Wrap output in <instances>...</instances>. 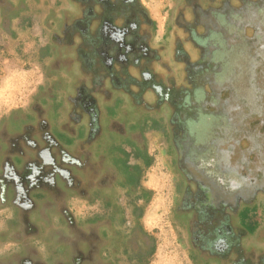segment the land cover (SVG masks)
<instances>
[{
	"label": "flooded vegetation",
	"instance_id": "obj_1",
	"mask_svg": "<svg viewBox=\"0 0 264 264\" xmlns=\"http://www.w3.org/2000/svg\"><path fill=\"white\" fill-rule=\"evenodd\" d=\"M67 1L52 41L46 42L51 71L66 77L67 92L61 96L68 105L66 121L57 124L54 103L48 113L43 109L18 127L11 125L22 133L17 139L31 143L30 136L40 147L48 139L62 150L96 143L98 149L101 118L117 117L128 102L130 111L140 113L133 130L146 124L163 130L176 153L178 214L196 257L203 264L213 257L248 264L235 261L246 257L238 253L244 238L239 205L248 191L264 189V171L257 167L264 157L250 147L246 131L229 133L228 125L234 124L227 110L232 108L229 86L222 99L208 74L221 40L237 37L250 44L245 33L254 31L252 42L260 44L264 0H170L175 4L172 21L165 22L158 38L156 22L140 0ZM251 155L256 161L249 170Z\"/></svg>",
	"mask_w": 264,
	"mask_h": 264
},
{
	"label": "rangeland",
	"instance_id": "obj_2",
	"mask_svg": "<svg viewBox=\"0 0 264 264\" xmlns=\"http://www.w3.org/2000/svg\"><path fill=\"white\" fill-rule=\"evenodd\" d=\"M67 5V0H0V264H105L120 250L111 231L106 236L101 231L125 227L116 221L118 211L116 219H111L116 204L122 207L129 227V200L139 192L120 185L122 175L109 160L113 154L119 155L117 150L109 151L114 144L127 151L137 146L151 158L145 167L140 159L129 157L130 162L143 167L140 184L145 195L137 199L142 211L139 221L157 242L149 264L201 263L178 214L176 153L163 130L151 124L133 130L131 124L140 113L130 111L128 102L117 117L101 118L97 135L102 145L98 149L96 143L87 147L76 143L62 150L54 149L48 139H43V147L30 136L31 143L17 139L21 132L11 125L18 127L24 114L43 109L48 113L55 103L60 113L57 124L66 121L68 105L61 97L67 92L65 74L51 71L50 56H38L40 47L52 41L61 6ZM173 9L172 4L166 8V23L172 21ZM253 32L245 33L250 44L234 37L224 46L219 39L208 77L215 80L214 89L222 99L227 95L225 85L229 86L232 108L227 110L234 123L228 125L229 133L235 136L246 131L250 147L258 148L263 158L264 36L255 44ZM170 44L172 49L176 47L177 36ZM53 94L57 96L52 101ZM23 130L30 132L26 126ZM104 155L105 160L101 159ZM255 157L251 155L249 170ZM262 163L257 167L264 171ZM98 213L100 221L90 223L88 217ZM124 261L122 258L116 264H126Z\"/></svg>",
	"mask_w": 264,
	"mask_h": 264
},
{
	"label": "trees",
	"instance_id": "obj_3",
	"mask_svg": "<svg viewBox=\"0 0 264 264\" xmlns=\"http://www.w3.org/2000/svg\"><path fill=\"white\" fill-rule=\"evenodd\" d=\"M7 19L4 17L3 22L5 23ZM49 54L48 44H44L40 47L39 58L46 56ZM31 119V116L28 114H24L21 119V123L27 122ZM141 128V126L139 127ZM57 137L61 136L65 140V142H72L73 138L71 136L65 135L63 133H57ZM78 137V136H77ZM76 138V137H74ZM130 144L133 143L128 140ZM112 149H117L118 154L112 156V164L116 171L122 175V179L120 181V185L126 190L132 189V191H136L135 195H132L129 200L130 205V217L132 223L129 227L126 228L125 222L127 221L126 215L123 214V209L120 205L116 204L115 209H111V219L115 220L117 216V211L120 216L116 221L119 223H123L125 227L121 228H113L110 229L105 227L101 232L107 235V232L111 231L112 240L120 245V250L114 251L113 256L110 255L105 264H116L120 259H124L126 264H149L150 260L156 250V237L152 232L145 230L142 227L139 219L142 215V211L138 206L137 199L138 197H143L144 190L140 184V176L143 171V167L138 162H130L129 157L133 155L135 159H140L143 163V166H148L151 163V158L149 154L144 149H139L137 146L133 149V151H127L123 149L120 145H112ZM110 204V201H107V205ZM101 215L98 213L93 214L88 217V221L90 223H94L97 220L100 221ZM113 222V221H111ZM121 225V224H120ZM126 228V229H125Z\"/></svg>",
	"mask_w": 264,
	"mask_h": 264
},
{
	"label": "crops",
	"instance_id": "obj_4",
	"mask_svg": "<svg viewBox=\"0 0 264 264\" xmlns=\"http://www.w3.org/2000/svg\"><path fill=\"white\" fill-rule=\"evenodd\" d=\"M140 2L146 13L156 22V37H160L165 28V10L170 4H175L170 0H140ZM156 2L159 3L155 4ZM64 7L61 6V9ZM244 199L242 205H239L241 206L239 208L241 213L238 218L242 225L240 229L244 238L238 253L240 256L243 253L246 257H244V261H242V257L235 261L239 263L248 262V264H264V189L248 191ZM199 264H203V262ZM209 264L229 263L225 259L213 257Z\"/></svg>",
	"mask_w": 264,
	"mask_h": 264
}]
</instances>
